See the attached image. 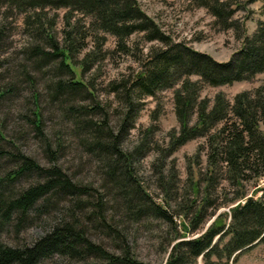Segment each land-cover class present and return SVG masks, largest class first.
I'll use <instances>...</instances> for the list:
<instances>
[{
  "label": "trees",
  "instance_id": "obj_1",
  "mask_svg": "<svg viewBox=\"0 0 264 264\" xmlns=\"http://www.w3.org/2000/svg\"><path fill=\"white\" fill-rule=\"evenodd\" d=\"M187 1L205 8L220 29L237 30L242 45L228 60L218 61L174 41L138 0H0V54L13 47L11 37L19 28L25 36L20 48L14 49L17 56L4 59L14 74L0 85V102L24 97L28 90L33 105L28 108L30 115L15 111L19 119L27 120L29 133L18 136L0 124V264H43L56 257L66 264H150L135 254L127 238V223L147 217L163 219L169 227L170 238L162 247L167 253L164 264H234L254 244L264 243V82L237 93L233 101L223 92L213 99L201 94L204 85H229L264 73V19L252 35L243 33L235 19L244 3L261 1L264 14V0ZM137 33L162 46H153L138 57L140 70L133 76L110 82V91L122 106L117 124L110 125L107 117L96 120L93 115L100 104L81 103L96 97L94 85L83 78L98 59L91 57V40L105 56L104 35L110 34L118 49L129 55L130 38ZM37 74L48 77L44 82L48 101L66 121L65 127L70 125L78 147L96 161L107 190L99 197L91 185L74 180L59 163L63 140L45 127ZM21 81L29 89H20ZM164 89H174L179 129L171 132L161 150L152 139L156 133L152 126L140 143L126 149L124 141L145 106L142 100ZM29 134L41 143L44 162L20 144ZM197 139L202 142L196 156L205 157L206 168L198 172L196 181L191 177V188L195 197L203 195L202 201L196 209L182 203L183 209L176 214L165 198L160 203L147 192L136 163L156 151L159 155L153 165L165 168L179 148ZM171 175L169 185L163 187L164 177L159 182L169 196L178 179L173 164ZM220 194L224 201L214 209L233 206L219 214L209 211L217 202L214 195ZM51 200L57 209L50 208ZM111 205L121 220L115 213L108 215ZM52 209L56 215L31 244L3 239L7 231L18 235ZM212 215L214 220L196 236ZM176 216L189 222L182 221L180 226ZM91 230L101 232L112 244L94 240Z\"/></svg>",
  "mask_w": 264,
  "mask_h": 264
},
{
  "label": "rangeland",
  "instance_id": "obj_2",
  "mask_svg": "<svg viewBox=\"0 0 264 264\" xmlns=\"http://www.w3.org/2000/svg\"><path fill=\"white\" fill-rule=\"evenodd\" d=\"M138 2L141 8L153 18L157 25L174 41L184 42L197 51L210 54L218 61L228 60L242 45V39L237 35L236 29H220L215 23V17L205 8L194 7L187 0H138ZM261 6V1L244 3L242 8L236 12L235 19L242 28L243 33L252 35L257 28L258 21L264 19ZM59 13L63 14L64 10H60ZM104 36L106 38V44H104L102 48L105 50V56H103L104 53H100L99 47L96 48L95 43L91 40V57H98L99 60L95 59L91 66V70H85L83 75L85 80L91 81L92 85H94L96 95L94 99L96 101L91 100V102L87 101L81 103H91V105L100 104V108L97 110V113L93 115V118L98 120L107 117L110 121L109 124L115 126L120 120L119 113L122 110V106L119 104L116 95L110 91V82L133 76L140 70L138 57L142 55L143 52L147 53L153 46H162V43L159 41H145L143 33L134 34L129 42V45H131L133 49H131L132 51L128 55L118 49L117 40L114 36L110 34H105ZM11 38L13 39V47L9 51L0 54V85L5 84L10 75L14 74V71L12 73V69L4 59L7 60L11 58L12 60L13 57H16L17 53H14V49H19L20 45L25 40L21 28H19V31ZM92 58L91 62L93 61ZM15 61H20V58ZM37 75L39 78L37 88L41 93L39 101L45 120V127L49 132H57L59 136L61 135V139L63 140V156L59 163L74 180L91 185V187L95 189L93 190V192L95 191L94 194L99 197V194L106 193L107 190L101 172L98 171L96 161L86 155L78 147L77 140L69 130L70 125H68V128L65 127V125H67L66 121L61 114L57 112L54 104L48 101L44 87L45 79L48 77L42 74ZM80 77L81 76H78V78ZM23 79L24 77L20 80L24 81ZM22 81L19 83L20 89H29V84ZM263 82L264 73H261L253 80H245L221 86L204 85L201 94L203 97L213 99L218 92H223L233 101L237 93L243 90L254 89ZM27 91L23 93L25 95L24 97H13L4 102H0V124L5 123L8 131L11 133L12 129H14L16 134L18 133V136L24 135L25 132L29 133L26 124L27 120L19 119L16 114V112L20 110L18 113L30 115L28 108L33 105L32 98ZM142 101H144L145 106L140 112L136 127L131 130L130 135L124 141L123 145L126 149H131L134 145L141 142L147 133L145 130L152 126V128L156 129V133L152 136V139H155L161 150L167 146L171 132L175 129H179L174 107V89L161 90L156 96L145 97ZM16 117L19 120L18 123L16 122ZM18 125L24 129L19 128V131L16 130ZM261 129L264 131V124H261ZM19 142L24 146L23 148L27 153L36 156L41 162H44V160H42L43 148L39 140L33 137V134L26 135L25 139L22 138ZM201 142L202 139L193 140L179 148L178 151L167 159L168 166H165V168L161 166L162 169L160 166L153 165V162L159 155L156 151L148 153L146 157L136 163L138 177L145 186L147 192L160 203H165L167 200L166 203L169 204L176 214L180 207L181 210L183 209L182 203L185 204L188 202L189 204H193V208L196 209L202 201L203 195L200 193L195 197L191 188L193 183L191 177L193 176V180L196 181L198 172L200 173L206 168L205 157L199 160L196 156L197 148ZM163 156L164 155H162V157ZM198 160L201 162L198 163ZM172 164L175 166L178 179L174 181L175 185L170 192L173 196H169L166 192H163V188L159 185V182L161 181V177L162 180L164 177L163 187L169 185L173 179L171 175ZM202 186L203 184L201 188ZM229 189L230 188H227V190ZM194 198H197L195 203L192 202ZM214 199L217 202L210 208L209 211L211 212L217 211V214L228 212L230 207L233 206H221L216 210L214 207L224 201V197L221 194L219 196L214 195ZM51 201V204L56 202L55 200ZM112 203L113 202H110V204ZM60 207L61 206H59V208ZM50 208L54 209L56 205L54 204ZM53 209L50 214H44L41 218H38V220H34L33 224L30 226L24 227L18 235L14 231H7L4 233L3 239L11 244H31L45 232L46 228H48V223L51 222L49 220L50 217L56 215ZM113 214L116 216L117 220L122 219L121 215L116 213V210H113L111 205L108 210V215L111 216ZM190 216L191 215L188 217L190 218ZM31 217L35 216L31 215ZM176 217L179 224H182V221L189 222L188 218ZM214 218L215 216L212 215L196 236L205 230ZM127 224L130 226L127 238L135 254L141 260L150 264H164L167 253L162 247H166L168 239L170 238L167 223L163 219L147 217L141 221L128 222ZM91 237L108 246L111 245L113 241L96 230H91ZM43 264H66V261L63 258L56 257ZM234 264H264V243L254 244L250 249L240 254L238 261Z\"/></svg>",
  "mask_w": 264,
  "mask_h": 264
}]
</instances>
